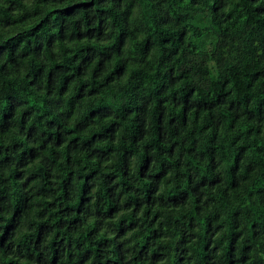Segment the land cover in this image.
Returning <instances> with one entry per match:
<instances>
[{
  "label": "trees",
  "instance_id": "trees-1",
  "mask_svg": "<svg viewBox=\"0 0 264 264\" xmlns=\"http://www.w3.org/2000/svg\"><path fill=\"white\" fill-rule=\"evenodd\" d=\"M0 264H264V0H0Z\"/></svg>",
  "mask_w": 264,
  "mask_h": 264
}]
</instances>
